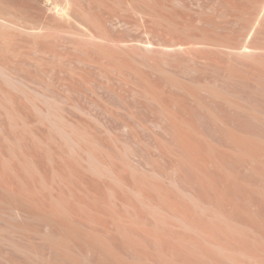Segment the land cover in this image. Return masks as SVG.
<instances>
[{
  "label": "bare ground",
  "instance_id": "1",
  "mask_svg": "<svg viewBox=\"0 0 264 264\" xmlns=\"http://www.w3.org/2000/svg\"><path fill=\"white\" fill-rule=\"evenodd\" d=\"M187 2H185V0H0V264H4L6 255L4 224L6 223L5 215L7 213L13 218L12 221H8V223L11 222L13 228L21 226L15 222V216L23 215L27 218L26 220H28V222L23 223L25 226L24 228L35 230L54 247L59 248V250L63 252L66 251L68 254H72L75 249H81L85 252H92L98 249L110 256L116 264H133L130 260L132 257L130 259L127 257L130 253L126 256V254L121 252L120 248L127 246V248H131L132 250L139 249V247L147 245L145 244V242H147L146 240H151L153 244L155 243L156 246L158 245V253H160V251L161 253L165 252L166 250L163 251V248L160 246L161 237H163L162 234L169 237L175 245L188 243L192 246H209L212 248L211 250L214 248L220 254L224 255L223 258V256L220 257L219 254L216 253L220 259L222 258V260H220L222 262H224L223 259L226 260L225 256L233 260L236 258L234 254H242V256L246 254L248 250L243 252V247L237 246V248L235 245L236 248H234L232 247V245L234 246L232 243L230 247L222 240V236L218 237V235L215 234V232L219 233V231H215L213 226L216 224L213 225L214 223L212 224L210 221L214 222L213 220L217 218L224 220L230 225L231 217L228 216L230 220L226 217L228 215H225L227 212L223 213L221 210V212L219 210L214 211L212 208H209L211 207L209 206L210 201H208L209 204H207V201H203L198 193L196 194L188 191L186 195L194 204L195 209L204 212V215H206L209 210L211 211L206 215L208 216V219L207 217L206 219L209 220V222L202 218L203 214L200 217L194 216L187 207L179 204L177 200L179 194L177 195L178 197H176V194L171 192L176 189L174 186L181 192L178 187L179 185L176 186L177 177L176 179L174 178L176 182L173 178L170 180L171 185L173 184L172 188H174L173 190L169 188L171 189L169 192L172 194L165 190H168V188H166L164 184H162L165 187L163 189L159 184L150 181L148 179L150 176H147V174L158 176L159 172L157 173L154 168L148 169V172L144 169L146 172L145 174V172L140 169V164L138 165V162L135 163L136 160H133L131 156L132 153H130L128 147H126L127 144L124 145L126 141L121 144L127 148L126 151H124V148H120L122 146L118 144L119 141L117 142V137L113 139L109 137L111 141H108V136H105L108 139L107 142H110L107 144L106 141V143L103 141L105 139L98 135L100 133L92 129L93 127L90 128V125H87V127H85L86 125L83 126L82 124L84 123L76 120L68 110L70 109L68 106L79 108V104L77 105V102H73V99L70 100V98L66 97L60 90L57 89L58 91L56 92L54 88L56 84L52 85L54 86L52 87L51 84H49L50 82H45L46 79H38L41 75L38 76L39 73L34 71V68L40 69L43 72L42 74L46 75L48 80L52 83L59 82V85L61 84L66 88L73 89L75 92H82L74 80L78 77L81 79L87 77L84 71L86 67L96 68L100 74L106 78L108 81L107 83L112 82L114 79L125 85H129L134 96L140 95L143 99L154 102L156 108L160 111L159 113L162 114V119L166 120V128L170 136V143H166L164 146L166 151L173 155L172 157H174V160H177L174 161V164L178 162V164H183L186 169L188 167L198 181L202 185H205V189L208 187L212 189L214 191L213 195H215L211 198L213 199L214 197L213 202L217 200L221 203L225 201V199L229 201V194L226 193L231 190L230 188L229 190L226 188L227 186L225 183H220V181L217 180V178L222 175L217 169H221V172H229L225 164L227 162L224 160H226L228 156L230 158V155L236 158H240L241 156L244 158V156H246V159L248 157L250 160L249 163H253H251V165L259 163L260 165L262 164L264 168V140L253 137L251 135L252 131L248 133L239 128L231 129V125L228 126L229 123L226 124V122L223 121V116H221V114L219 115L221 112H217L218 114L215 113L216 108L214 111L211 109V105H208L210 99L212 101V98L208 100V103L203 102L188 84L189 82L187 83L180 77L181 75H178L174 67H168V65L163 67L161 62L158 63L154 59L152 60V58H150L151 55L148 54H152L154 46L157 48V43H162V45L166 44L174 50L177 49L179 45L189 41L193 44L198 43L195 45L196 47L199 43L201 47L203 44L206 46H219V48H224L226 45L225 48L228 49H224L226 51L229 50V56H235L234 52H239L240 56L244 57V60L245 57L248 58V60H250V58L253 61L260 60V56L258 57L256 53L254 54L251 47L252 50L250 49V51H248L246 47L233 43L235 41L228 35L227 32L229 30L227 29L229 26L227 25L228 27L225 26L226 28H224L226 29V35L233 41L231 43V40H228V37L224 34L225 31H222L223 22L220 24V22H216V20L223 18V15L224 17L230 16L233 22L234 20H243L246 26H253L251 29L252 31H264V0H205L203 7L204 9L209 8L208 11L211 10L212 14H209V12L206 13L207 9L203 11L201 7L200 11L194 8L197 12H194V9L191 7L194 13H190L191 10H189L188 13L187 6L189 3ZM185 6L186 11L184 12L182 7L185 8ZM179 8L182 9V11ZM229 19H227V21ZM115 22L121 23L122 26L128 29L127 31L137 29L139 30V34L135 36L129 35L130 37H127L125 34V36L117 33L115 34L111 29ZM219 30L223 33L219 32ZM258 31H256L255 34L260 32ZM260 34L262 33L260 32ZM27 40H33V44L31 43L30 45V42ZM43 40H56L57 47H49ZM66 40L73 41L68 42ZM117 40H146V42L144 41L143 47L142 45L139 47V44L137 46H131ZM200 45L198 48L201 50L203 48H200ZM195 46H192V48ZM141 47L144 51H142ZM242 47L245 49L241 50ZM255 47L253 45V48ZM138 48L141 49L142 52H138V55L136 54L137 52L135 53L136 55L133 54ZM178 48H180V46ZM184 48L183 46V49ZM190 48L187 46L188 50H190ZM217 48L218 47H216L215 50H217ZM222 48L221 50L224 51ZM180 50L178 49L177 51ZM192 50L193 53H195L194 51L196 48ZM200 50L196 53L201 52ZM156 51L155 53H157ZM190 51L188 52L190 53ZM204 51L206 50L204 49ZM204 51L202 50V52ZM226 51L225 53L222 52V54H227ZM189 53H186L188 57ZM196 53L195 55L197 56ZM169 54H171V52ZM215 54H217V52H215ZM233 59L232 62L239 60L238 58ZM243 59L241 60L243 61ZM202 60L204 61V59ZM219 60L217 59L218 63L214 65H218L219 62H221V60ZM263 60L264 59H262V61ZM53 61L55 66L61 68H67L68 65L73 62H76V64L69 67L71 71L69 76H60L59 74L52 75L49 74V72H52V70L50 71V62L53 63ZM234 62L229 63L233 64V67H238V62L236 64ZM196 63L199 65V62ZM227 64L228 62L224 67L223 64L221 65L224 69L227 67L230 75H235V78L242 77V79H247L249 76H254L259 79V76L263 74V71L259 72L260 70H255L253 66L254 68L252 67V71L250 67V71L246 72L249 76H245L246 74L240 72L244 71V69H241L243 66L239 71L237 67L233 69L231 65ZM246 71H248V69ZM222 74H224V72ZM229 76L226 75L228 78ZM186 79L189 80V77ZM249 79L247 80L249 81ZM238 80H235V82ZM189 81H191L196 88L207 92L209 96L217 99L220 98V100L222 99L226 104L230 105V107L233 106L247 111L251 119L252 117H258V112L261 108L258 112L256 108L255 110L251 108L248 109V106H244V104H241V102L235 99L238 95H234L236 96L235 98L232 96L231 87L230 92H228L227 89V91H224L219 88L220 85H218V83L215 84L209 80L197 79ZM254 86L251 87L254 88ZM112 87L113 86L108 88L117 93L116 90H114L116 88ZM246 87H249V85ZM222 88L224 89V86ZM178 89L185 91L200 105L204 106L209 112L208 114H211L213 118L215 117L222 121V124L226 125L225 127L228 129L227 139L233 144L231 148L228 147L229 144L228 146L225 145V147L216 146L213 144L214 142L212 143L209 141L210 139H207L208 137H205L192 111L176 93ZM92 91L94 92V90ZM237 93L235 91L233 94ZM253 103L251 104L254 106ZM82 107L80 109H82ZM262 110L264 109L262 108ZM225 111L226 110L222 112ZM160 114L157 112L158 116ZM254 118L253 122H255ZM258 118L261 120V117ZM235 119L237 118L235 117ZM218 120H216L217 123H219ZM213 121H215V119ZM226 121L230 122V120ZM230 123L232 125L235 124L232 122ZM238 125L242 126L241 124ZM163 127H165V125ZM105 129V131H107V128ZM224 130L225 129L221 131L224 132ZM110 133L111 131L109 135ZM205 134H207V132ZM252 134L254 135V133ZM221 139L222 138H220V140ZM223 140L225 139L223 138ZM240 160H238V162ZM212 166L216 168L219 175L218 177H215L217 174L214 173L216 172L214 167L213 169L215 171H211ZM173 167L175 168V166ZM125 169L129 171L127 172ZM255 171L256 173L259 172V170ZM89 172H92V174ZM260 173L261 172H259V174ZM92 175L96 178L92 177ZM172 176L175 177L174 175ZM98 177H104L106 181L100 182V180H97ZM222 178L220 177L219 179L221 180ZM235 183L234 181L233 185H235ZM229 185L230 184H228V186ZM236 186L237 185H235V187ZM242 186H245V184ZM233 187L234 186H232V188ZM210 189H208L209 192ZM222 189L227 191L224 192ZM213 191H211V195ZM262 194L264 195V192H262ZM236 197L239 198V195ZM263 201L264 199H262V202ZM231 202V205L235 206V203H233V201ZM257 206L260 205L258 204ZM213 208L215 207L213 206ZM235 208L233 210H236ZM229 209L231 208L229 207ZM146 212L153 218L152 220L149 219L152 221V226L150 223L147 224L146 222L148 219V217L145 219L147 215L145 214ZM261 215L258 214L257 216ZM261 218L264 217L261 216ZM262 220L264 221V219ZM232 222L236 223L234 220H232ZM261 224L262 223H260V225ZM176 225L177 227L179 225V227L181 226L186 229L190 234H178L173 232L172 229ZM240 225L242 224H239V226ZM164 226H166V228L168 226L171 229H168V232H163L162 229ZM178 228L176 230H178ZM215 228H218V225H216ZM233 228L236 229L235 226ZM173 230H175V228ZM244 230L246 231V229ZM258 232L259 231H257V234ZM243 233L244 235L246 234L245 232ZM12 234L13 236L9 239L11 247L9 250V262L10 264H17L18 245L14 238V231ZM238 236L241 235L238 234ZM227 238L231 240L229 235ZM259 238L264 239V237ZM165 242L167 243V241ZM245 242L246 241H244V243ZM253 242L256 243L255 241ZM241 243L243 244V242ZM117 244L120 245V248ZM163 245L165 244L163 243ZM239 245L241 244L239 243ZM203 247L202 249H204ZM148 248L151 247L149 246ZM208 250H204V252ZM141 251L140 253H143ZM145 253H148V251ZM81 254L79 253V255ZM154 254L156 253L154 252ZM175 254H177V252ZM144 256H141V258ZM203 256L206 258L208 255L206 253L205 256L203 253L202 257ZM138 257L140 258V256ZM218 257H216V259ZM258 258L259 257H257V259ZM259 259L262 261L261 258ZM132 260H134V263L136 262L135 258H132ZM208 260L212 262L213 258ZM238 260L239 259H237V261ZM241 260L242 259H240V261ZM107 261L108 263L110 262L109 260ZM148 261H150V259H148ZM163 262L165 263V261ZM242 262L240 263L242 264ZM203 263L205 264V262ZM219 263L221 264V262ZM235 263H239V261ZM151 264H153V262ZM161 264H163L162 261Z\"/></svg>",
  "mask_w": 264,
  "mask_h": 264
},
{
  "label": "rangeland",
  "instance_id": "2",
  "mask_svg": "<svg viewBox=\"0 0 264 264\" xmlns=\"http://www.w3.org/2000/svg\"><path fill=\"white\" fill-rule=\"evenodd\" d=\"M204 1L203 0H185V2L189 3V5L187 7L188 8L190 7L189 9L187 8V12L189 10H191V7L193 9L195 8L197 11L198 10L200 11L201 8H202L203 11H204L205 9H207V8L204 9V7H203L204 6L203 5L204 4ZM182 9H184L183 11L185 12L186 11L185 10L186 9V6H185V8L182 7ZM182 9H180V10L182 11ZM195 9H194V12H197V11H195ZM208 9L206 10V13L209 12V14H212L211 10L208 11ZM192 11L193 10H191L190 13ZM194 12H192V13H194ZM209 14H207V15H209ZM227 17L230 18V16H227ZM227 17H224V15H223V18L224 19L223 18H220L221 21L219 19L216 20V22L219 21L220 24H221V22H223L222 23V27H223L222 28V31L223 30L224 31L226 30L225 29L226 28L225 26H227V25L229 26L230 29L229 28L227 29V30H229L227 33L232 38V40L234 39L233 41H235V42H233L231 40V38H229V36L226 35V31H225L224 34L228 37V38L227 37L226 38L228 40L230 39L231 40V43L233 42L235 45H239V46L246 47V50H248V51H250V49L252 48L254 54L256 53V55L258 57L260 56V57H263V58H260L259 57L260 60H256V61L255 60L253 61L250 58V60H251L250 61V60H248V58L245 57V60H244L243 59L244 57L240 56L239 52H234V55L235 56H233V55L232 56H229V53H228L229 50L226 51L228 48L227 49L225 48L226 45L224 46V48L226 50L220 46L224 50V51H222L221 48H219V46H215L214 47L212 45H209V46L207 45L206 46V45L203 44L204 47H205L204 48L203 45L201 47V45L199 43L200 48H203V49L200 50L198 48L199 45L197 47L195 46L198 43L197 44H193V43H191L189 41H188L189 43L188 42H184L185 44L184 43L183 44L181 43L182 45H179L180 48H178L179 47L178 46L177 49H174V50L172 48L168 47L166 44L165 45L164 44L162 45V43H160L161 44L160 45L159 43H157L156 45H157V48H159V49H157L156 46H154V51H152V54H148V55H151L150 58H152V60L154 59L158 63L161 62V64H162L163 67H166L167 65H168V67H172V68L174 67V69L177 71L178 75L179 76L181 75L180 77L183 80H185L187 83L189 82L188 84L197 93V95L200 97V99L203 102L208 103L209 102L208 100L210 98H212V101L210 99V102H209L208 105L209 106L211 105L210 107L214 111H215V108H216V112L215 113L221 112V113H219V115L221 114V116H223V118H224L223 121H225L226 124L229 123L228 126L231 125L230 126L231 129H234V128H237L238 129L239 128L240 130L247 131L248 133H251V131H252V133H254V135L251 133V135L253 137H257V138H260V139H263L264 140V134H263L264 133V118H263L264 117L263 116L264 115V112H263L264 110H262V108L264 109V79H262V78H264V76H263V74H264V60L262 61V59H264V31H260L259 30L262 33V34H260V32L258 30L253 29V30H256V31L259 32L258 34L256 33L257 34L256 35L255 34L256 31H252L251 30L253 26L252 27L251 26H246L245 25L246 24L245 21H243V20H236L235 21L234 20V22H235L234 23L231 18L229 19ZM226 18L229 19V20L227 21ZM224 22H225V25H224ZM111 29H112V31L115 34L116 33L119 34V35H124L125 34L127 37L129 35L130 36H135L136 34L137 35L139 34V30L134 29V30H131V31H127L128 29H126L124 26L121 25V23H118V22H115L114 25H113V27ZM222 31L219 30V32H222ZM221 35H223V34H221ZM256 36H257V38H256ZM27 41L30 42L29 43L30 45H31V43L33 44V40H27ZM66 41L69 42V41H73V40H66ZM117 41H119V42H121L123 44H129L131 46H135V45L137 46L139 44L138 45L139 47L141 45L143 47L144 46V43L146 42V40H117ZM43 42L45 44H47L49 47H52V48L53 47H57L56 46V44H57L56 40H43ZM228 42H230V41H228ZM190 45H191V48H190ZM253 45H254V47L256 45L258 46V47L257 46L255 47L256 50H255V48H253ZM183 46L185 47L184 49H183ZM187 46H189L190 50L192 51V54H191V51L187 49ZM192 46H195V47L192 48ZM142 47H141V49H142ZM162 47H163V49H162ZM211 47L213 48V50H212ZM216 47H218L217 48L218 51L215 50ZM244 47H242L241 50L245 49ZM259 47H261V48H259ZM194 48H196V50L194 51L195 53L197 51H199V50L202 52V50L204 51V49L206 51H204L202 53L201 52H198L199 55H198V53H196L197 54V56H196L195 53H193V50H192ZM141 49L138 48V50L136 49L137 51L134 50L135 52L134 53L132 52V53L135 54L137 52L136 54L138 55L140 52L144 51L143 49L141 51ZM178 49L179 50L181 49L180 50L181 52L180 51H177ZM219 49H220V51H219ZM186 50H187V52H186ZM155 51L157 53H155ZM183 51L186 52V53H189L188 51H190L189 57ZM221 51L224 52V53L226 51L227 54H224V53L222 54ZM170 52H171V54H169ZM175 52H176V54H175ZM215 52H217V54H220V53L221 54L220 55H217V54H215ZM147 53H150V52H147ZM230 53L232 54L231 51H230ZM260 54L263 55V56H261ZM167 55L168 56L170 55V56L168 57ZM191 56L192 57H195V58H192ZM200 56H201V59H200ZM170 57H172V58H170ZM174 57H176V58H174ZM228 58H230V59H228ZM233 58L234 59H236V58L239 59L237 61L235 60L236 62H234V61L233 62L235 64L238 62V64H239V65L237 64L238 67L237 66H235V67H237V69H239V71L241 69L242 70L244 69L245 72L244 71L243 72L240 71V72L243 73V74H246L245 76L248 75V73H246V72H249L250 71V69H249L250 67H251V71L255 67L254 68L255 70H257V71L260 70L259 72H262L263 71L262 72L263 74L261 76H259V79H258V77H254V76H249L248 75L249 77L248 78L246 77V78L247 79L251 78V79H249V81L247 79H245V78L242 79V77L241 78L240 77H237L238 79H240V80H238L237 78L234 77L235 75H233V76L230 75V72H228V68L227 67L225 69L223 68L227 62H228L229 65H231V68H232L233 67L232 66L233 64H231V63H233L232 62V59ZM166 59H167V61H166ZM202 59H204V61ZM215 59H216V61H215ZM217 59L218 60L219 59L221 60L222 63L219 62L220 65L219 64L218 65H214V64H217L218 63ZM241 59H243V61ZM168 60H169V62H168ZM54 61H53V63L50 62V67H51L50 71L52 70V72H49V74H52V75L59 74L60 76H69V74H71V71L69 70V67H72V66H74L76 64V62H73L72 64H70L71 66L68 65L67 68H63V67L61 68L59 66H55L54 65L55 64ZM200 61H201V63H200ZM196 62H199V65ZM229 62H231V63H229ZM254 62H256V63H254ZM221 64H223V67H222ZM78 66H80V65H78ZM194 66L196 68L197 67L198 68L196 69ZM220 66H221V68H220ZM55 67H57V68H55ZM235 67H233V69ZM247 69H248V71H246ZM224 70L227 71L228 73L225 72ZM34 71L39 73L38 76L41 75L38 79H40V78H41L40 80H45L46 79L45 82H47V81H48L47 83L50 82L49 84H51V86L54 85V84H56V85H54L55 87L52 86V87L55 88V91L56 92L58 90H60L61 92H63V94L66 97H69L70 100L73 99L72 100L73 102H77V105L79 104L78 105L79 108L72 107V106H71L72 107L71 108L70 106H68V108H70L68 110H69L70 114L74 118H76V120H78L79 122L81 121V123H84V124H82L83 126L86 125L85 127H87V125H90L91 127L90 126H88V127H90V128L93 127L92 129L96 130V132L98 131L100 133L98 135L100 137H102L103 139H105V140H103L104 142L105 141L107 142L108 139H109L108 141H111V139L117 137L116 138L117 139V142L119 141L118 144H120V146H122L120 148H124L125 150L124 149H122V150L126 151L127 148H125L124 145L127 144L126 147H128L129 152L132 153L131 156L133 157V160H136L135 163L138 162V165L140 164L139 167H140V169H142V171H144V169H145V171H147L148 169L154 168L157 173L159 172L158 173V176H151V175H148L149 174L148 173L147 176H150V178L148 177V179L150 181L155 182L156 184H159L160 186L163 187V189L165 187L168 188V190L165 189L168 192L171 191V189L173 190L174 188H176V189H174V191L177 190L176 192H174V191H171V192L175 193L176 194V197L179 196L178 197L179 199L177 198L179 204L182 205V206H184V207H187L194 216L200 217L202 214L204 215L205 213L204 212H201V211H199L197 209H195L194 204L192 203V201L186 195V192H188V191H191V192L196 193V194L198 193L201 196V199L203 201H205V202L207 201L206 202L207 204L210 203L209 206H211V207H209V208H212L214 211H216V210L217 211L218 210L220 211L221 210L223 213L227 212L225 214V215L228 214L226 217H228V216L231 217L230 218L231 220L228 217V219L230 220V225H228L229 223H226L222 219L220 220V219H217L216 218V220H213L214 222L210 221L212 224L214 223L213 225H215V224L218 225V228H215L216 225L213 226V227H214L215 231L216 230L219 231L220 235L217 232H215V234H217L218 237H221L222 236L221 237L222 240L228 246L231 247L230 244L232 243V244H234V246L232 245V247L236 248L237 246H239V247L241 246V247L244 248L243 249V252H245L246 250H248L249 253H251V254H249L248 251H246V254L244 255L245 257L242 256V254H239V255L238 254H234V257H236L237 259H239L238 260L239 263H235V262H238L236 258H234L235 260L233 259L234 260L233 261L230 258H228L227 256H225L226 260L223 259L224 262H222V261H220V260H222V258L220 259V257L223 256V258H224V255L223 254H220L214 248H213V250H211L212 248H210L209 246H204V247L203 246H199V245H193L192 246V245H190L188 243H185L187 245H185V244L175 245L174 242L171 239H169V237H166L165 234H162L164 238L166 237L165 238L166 240L163 237H161L162 240H161V245L160 246L163 248V249L162 248L161 249L163 251L166 250L163 253H161V251H160V253H158V250H159L158 245L156 246L155 243L153 244V242L151 240H146L147 242H145V244H147V245H144L145 247L144 246H141V247H139V249H133V250L131 248H127V246L126 247L124 246L125 248L124 247L123 248L122 247L120 248V245L117 244V245H119V248L121 249V252L124 253V254H126V256L130 253L127 256L129 259L131 257L133 259L135 258V261H136L135 263L136 264H151L152 262H153V264H161V261H162L163 264H168V263L169 264H204L203 262H205V264L207 262L209 264H211V263L212 264H220L219 262H221V264H223V263L224 264H234V263L235 264H241L240 262H242V261H243L242 264H264V239H260L259 238V237H262V238L264 237L263 236V234H264V231H263V229H264V226H263L264 225V221L262 220L264 218H261V216L264 217V214H263V212H264V206H263L264 201L262 202V199H264V195L262 194V192H264V168H263L262 164L260 165L259 163H255V165H257V166L251 165L252 162L249 163L250 160L248 159V157L246 159V156H244V158H243V156H241L243 158L242 159L241 157L240 158L239 157L236 158L235 156L230 155V158L228 156L227 159L224 160L225 162H227V163H225V162L224 163L226 164V167L228 168V171L229 172L228 173L225 172V171H222L221 172V169L220 170L217 169L218 172L220 171V174H222L220 177L221 178L222 177L224 178V179L222 178L223 180L221 179L222 181L219 179L220 177H218L219 175H218V172H217L216 168L214 166H212V170L211 171H215L216 170V172H214V173L217 174V175H215V177L216 176L218 177L217 180L220 181V183L221 182L223 184L225 183L226 186H227L226 188L228 190L230 188V190L232 191V192L231 191H228V193H226V194H229L228 195L229 196L228 197L229 198V201H227L225 199V201H222L223 204H222V202L219 203L217 200H215V201L218 202V203H216L215 201L213 202L214 197H213V199H211V198H212V196H215V195H213L214 194V191L212 189H210L208 186H207L208 188L205 189V187H204L205 185H202L198 181V179L195 177V175L193 174V172L188 167L186 169V167L183 164L180 163L182 165L181 166L180 164H178V162H175V164H174V161H177V160H174V157H172L173 155H171L169 152L166 151L164 144L170 143V136H169V133H167L168 130L166 128L167 127V122H166V120L162 119L163 118L162 117V114L159 113L160 111L156 108V104L154 102L145 100L140 95L134 96L132 94V92H131V87L129 85H127V84L125 85V84L119 82L118 80H114L113 79L112 82L107 83L108 81L106 80V78L103 77V75H101L100 72L96 68H94V67H86L85 68L84 71L86 72V75H87V77L85 79H81V78L78 77L77 79L74 80L76 82L77 86L80 87V89H81L82 92H75L73 89L66 88L65 86H63L61 84L59 85V82H56L55 83L53 81L54 83H52L50 80H48V77L46 75L42 74L43 72L40 69L34 68ZM223 72H224V74H222ZM225 73H227V74H225ZM226 75H228V76L230 75L229 78L226 77ZM192 76H193V78H192ZM231 76L234 77L235 79L232 78ZM187 77H189V80H192V81L198 79V80H209V81H211V82H213L215 84L218 83V85H220L219 88H221L224 91L227 89L228 92H230V90L232 88V91H231L232 96L235 98L236 96H234V95H238L235 99H237L239 102H241V104H244V106H246V107L248 106L247 107L248 109L251 108V109H254L255 110V108H256L257 109L256 111L258 112L259 109L261 108L258 113L259 114L262 113L263 115L260 114L261 115L260 116L258 114V117H261L260 119L263 120V121L259 120L258 117L257 118L252 117V119H251V116L248 114L247 111H245L243 109L235 108L233 106L230 107V105L226 104L225 101H223L222 99H221L222 100L221 101L220 98L217 99V98H214L212 96H209V94L207 92H205L204 90H200V89L196 88L195 85H193L191 81H189L188 79H186ZM224 77L227 78V79H225ZM252 78H254V79H252ZM218 80H220V81H218ZM235 80H238V81L235 82ZM243 80H245V81H243ZM221 81H223V82H221ZM239 81H241V82H239ZM250 82H251V84H250ZM255 82H257V83H255ZM259 83H260V85H259ZM230 84H232V85H230ZM234 84H236L237 86L234 85ZM108 85H110V86H108ZM245 85L246 86L249 85V87H246ZM254 85H256V86H254ZM111 86H113L112 88H114V87L116 88L114 90H116L117 93H115L113 90H110L108 88V87L111 88ZM223 86H224V89L222 88ZM241 86H242V88H241ZM251 86L252 87L254 86V88H252ZM233 87H235V88H233ZM246 88H248L249 90L246 89ZM92 90H94V92ZM246 90H248V91H246ZM235 91H236V93L237 92H239V93L241 92L240 95H239V93L233 94ZM176 93L181 97V99L184 101V103L192 111V113H193V115H194V117L196 119V122H197V124H198V126L200 128V130L203 132V134L205 135L206 138L208 137L207 138L208 140L210 139L209 141H211L212 143L214 142L213 144L216 145V146L219 145V147H225V145L228 146V144H229L228 147H230V148H231V146H233L232 142L231 141H228L229 139H227V137H228V129H227V127H225L226 126L225 124H222L223 123L222 121L216 119L215 117L213 118L211 114H208L209 112L206 110V108L204 106L200 105L195 99H193L185 91H183L181 89H178V90H176ZM242 97H245L247 100L245 98H242ZM92 99H93L94 102L92 101ZM140 99H141V101H140ZM251 103H253L254 106ZM81 107H82V109H80ZM217 107H218V109L219 108L220 109L222 108V109L221 110L220 109L218 110ZM230 108H232V109H230ZM224 110H226V111L225 112H222ZM157 112H158V114H160L159 116L157 115ZM208 115L210 117H212V118H210ZM231 115H232V117L234 119L231 117ZM228 116H230V117H228ZM245 116H246V118H245ZM235 117L237 119H235ZM241 118H243V119H241ZM253 118H254V121L255 122H253ZM214 119H215V121H213ZM231 119H233V120H231ZM250 119H251V122H250ZM216 120H218V122L219 123L221 122V123L220 124L217 123ZM226 120H230V122L235 123V124L232 125L229 121H226ZM247 121H249V122H247ZM256 123H257V125H256ZM163 124L165 125V127H163L164 126ZM218 124L221 125V126H223V127L219 126ZM238 124H241L242 126H240ZM234 125H236V126H234ZM105 128H107V131L108 130L109 131L108 132L105 131L106 130ZM163 128H165V129H163ZM244 128H246V129H244ZM223 129H225L224 132L221 131ZM110 131H111V133L109 135V132ZM206 132H207L208 136H207V134H205ZM222 132H223L224 135L222 134ZM167 134H168V136H167ZM260 135H261V137H260ZM105 136H108L107 137L108 139ZM109 137L110 138L112 137V138L110 139ZM220 138H222V139L220 140ZM223 138L225 140H223ZM226 139H227V141H226ZM124 141H126L125 144L124 145H121V144L124 143ZM223 141H225V142H223ZM108 143H110V142H107V144ZM234 159H236V160H234ZM238 160H240L239 161L240 163L238 162ZM244 162H245V164H244ZM227 164H229L230 166L227 165ZM249 164H250V166H249ZM241 165H242V167H241ZM173 166H175V168ZM235 166H236V168H235ZM245 166H247V167H245ZM254 166H255V168H254ZM179 167H181V168H179ZM213 167H214L215 170L213 169ZM256 167H257V169H256ZM258 168H261V169H258ZM182 169H184V170H182ZM125 170L127 172L129 171L127 169H125ZM255 170H259V172H261V173L260 174H259V172L256 173ZM172 171H174V172H172ZM180 171H182V172H180ZM252 171H253L254 174L252 173ZM89 173L92 174V172H89ZM145 174H146V172H145ZM172 175H174L175 177H173ZM96 176H98V175H96ZM242 176H244V177H242ZM92 177H95V176L92 175ZM176 177H177V179H176ZM172 178L173 179L175 178L177 180V182H176V180L174 179L175 182H176V186L179 185L178 187L180 188V190H181L182 193L180 191H178L179 189H177V187L174 186V188H172L173 187V184L171 185V182H170V180ZM238 178H240L241 180L238 179ZM97 180L98 181L100 180V182H104V180L106 181V179L104 177H98ZM231 180H232V182H231ZM164 181H165V183H164ZM234 181L236 182L235 183V185H237L236 187H235V185H233ZM238 181H239V183H238ZM227 183L230 184V185L228 186ZM162 184H164L165 187ZM181 184H182V187H181ZM231 184H232V186H234L233 188H232ZM244 184H245V186H242ZM245 187H246V189H245ZM256 187H258V188H256ZM169 188H171V189H169ZM208 189H210V192H209ZM257 189H258V192H257ZM248 190L251 191V192H249ZM211 191H213L212 195L210 194ZM222 191L226 192L227 190H225V189L223 190L222 189ZM240 191L242 192V194H241ZM171 192H169V193H171ZM237 194L239 195V198L236 197V196H238ZM205 195H206L207 198L205 197ZM210 195H211V197H210ZM260 195H262V196H260ZM259 196H260V199H259ZM130 197H132V196H130ZM239 199H240V201H239ZM208 201H210V202L208 203ZM231 201H233V203H235L234 204L235 206H232L231 205V203H232ZM260 202H261V204H260ZM258 204L260 206H257ZM219 205H220V207H219ZM242 205H244V206H242ZM213 206L215 208H213ZM231 206L234 207V208L236 207L235 209L237 211L236 210H233L234 208H232ZM216 207H217V209H216ZM229 207L233 211L231 209H229ZM209 212H211V211L209 210ZM230 212L232 213V215H231ZM256 213H257V215L258 214L259 215L263 214V215L257 216ZM145 214H147V212ZM203 215H202V218L204 220L206 219V217L208 219V216H206V215L203 216ZM149 216H151V215L150 214H147L145 216V219H147V217H148V219L146 220V222H147V224L150 223V225L152 226L153 224H152V221H150V220H152L153 218H152V216L151 217H149ZM5 218H6V223L4 224V236H5V239H6L5 240V252H6V255H5L4 264H10V262H9V258H10L9 250H10L11 247H10V244H9V239L11 238V236H13V234H12L13 231L15 233V237L14 238H15L16 243L18 245V251H17V259L18 260H17V264H107L108 263L107 260L110 261L108 264H116V262L113 261V259L110 256H108L107 254L103 253L102 251H100L98 249L93 250L92 252L91 251H89V252L86 251L85 252V251H82L81 249H75L76 251L74 250V252L72 254L71 253L68 254L66 251L63 252L62 250H59V248L54 247L41 234L37 233L35 230H33L31 228L30 229L24 228L25 226L23 225V223L28 222V220H26L27 218L24 217L23 215L15 216V218H16L15 219V222H17V224H20L21 225V226H18L20 228H18V227L17 228H13V226L11 225V222L8 223L9 220L12 221V219H13L10 214L8 215V213H7L5 215ZM232 220L236 221L237 224L235 222H232ZM207 221L209 222V220H207ZM245 221L247 223H249V224H247ZM258 222L262 223L263 225L262 224L260 225V223H258ZM238 223L239 224H242L243 226L242 225L239 226ZM233 225L236 227V229L233 228L234 227ZM227 226H229L230 228L227 227ZM254 226H255V228H254ZM176 227H177V225L174 227L175 230L179 227V225H178L177 228ZM219 227H221V228H219ZM168 229H171V228H169L168 226L166 228V226H164L162 230H163V232H168L169 231ZM173 229H172V231L175 232V233H178V234H190V232H188L186 229L182 228L181 226L176 231L173 230ZM221 229H222V231L224 230L223 231L224 233L221 231ZM244 229H246V231ZM237 230H238V232H237ZM242 230H244V231H242ZM260 230H261V232H260ZM250 231H251V233H250ZM257 231H259L258 234H257ZM160 232H162V231H160ZM232 232H233V234H232ZM243 232H245L246 234L244 235ZM252 232H253V234H252ZM238 234L241 235V236H238ZM249 234H250V237H249ZM254 234L257 236L258 239L256 238V236ZM228 235L231 237V240H233V241L235 240L234 243H233V241L229 240L230 238L229 239L227 238ZM242 235H244V236H242ZM245 236H247V237H245ZM225 237H226V239H225ZM253 237H255L256 239L253 238ZM256 240H258V241H256ZM165 241H167V243L169 245ZM244 241H246V242L244 243ZM253 241H255L256 243H254ZM241 242H243V244ZM163 243L165 245H163ZM239 243L241 245H239ZM177 244H179V243H177ZM244 244H246V245H244ZM235 245H236V247H235ZM149 246L151 248H148ZM202 247L204 249H202ZM152 248H153L154 251L152 250ZM240 249H242V248H240ZM204 250L210 251V252L205 251L208 256H206V253L204 252ZM140 251L143 252V253H140ZM146 251H148V253H145ZM214 251H216V252H214ZM154 252L156 254H154ZM176 252H177L178 255L175 254ZM179 252H180V254H179ZM201 252H203L205 254L206 258H208V259H212L213 258V261L211 262V260H208V259L204 258V256L202 257L203 253H201ZM79 253L80 254L82 253V254L79 255ZM216 253H218L220 257H218V254L216 255ZM144 255H146V256H144ZM152 255H153V257L155 259L152 257ZM240 255H241V257H240ZM138 256H140V258ZM141 256H144V257L141 258ZM147 256H148V258H147ZM215 256L218 257V258L216 259ZM150 257H152V258H150ZM170 257H172V258H170ZM257 257L261 258L262 261L259 258L257 259ZM132 258L130 260L133 262V264H135L134 263V260H132ZM168 258H170V259H168ZM148 259H150V261H148ZM240 259H242V260L240 261ZM158 260L159 261L161 260V261L159 262ZM144 261H145V263H144ZM163 261H165V263ZM149 262H151V263H149Z\"/></svg>",
  "mask_w": 264,
  "mask_h": 264
}]
</instances>
